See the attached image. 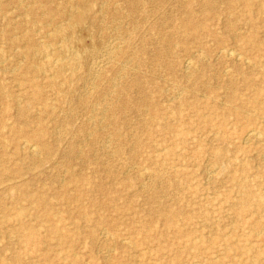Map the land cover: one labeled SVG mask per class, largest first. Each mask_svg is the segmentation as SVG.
Listing matches in <instances>:
<instances>
[{"label":"rangeland","instance_id":"374dc122","mask_svg":"<svg viewBox=\"0 0 264 264\" xmlns=\"http://www.w3.org/2000/svg\"><path fill=\"white\" fill-rule=\"evenodd\" d=\"M210 2L0 0V264H264V0Z\"/></svg>","mask_w":264,"mask_h":264},{"label":"bare ground","instance_id":"6f19581e","mask_svg":"<svg viewBox=\"0 0 264 264\" xmlns=\"http://www.w3.org/2000/svg\"><path fill=\"white\" fill-rule=\"evenodd\" d=\"M106 2V1H105ZM103 3V2H102ZM203 3L205 4V6L207 7V6H209V5H211V2H210V0H203ZM104 5V4H103ZM76 6V5H75ZM71 7V6H70ZM17 16V15H16ZM190 18H191V14H189V16L187 17V20L184 22V24H185V27L186 28H188L189 27V23L191 24V22H190ZM119 19V18H118ZM117 21V20H116ZM60 23V22H59ZM109 24V23H108ZM76 25V24H75ZM115 26V25H114ZM117 27V26H116ZM54 28V27H53ZM114 28V27H113ZM63 29V28H62ZM65 30V29H64ZM96 32V31H95ZM163 36V35H162ZM108 38V37H107ZM114 40V39H113ZM61 41V40H60ZM107 41V40H106ZM107 43V42H106ZM110 44V43H109ZM119 45V44H118ZM119 47V46H118ZM18 48V47H17ZM63 49V48H62ZM224 49H225V47H224ZM0 50H2V49H0ZM15 50V49H14ZM72 50V49H71ZM106 51L104 52V54H103V52H101L103 55L100 57H97V56H95V57H97V59H94V61H93V63L91 64L92 66H90L89 65V67H91V68H89L90 70H91V72H93V73H97V72H99V70H101V67L104 65V64H106V63H108L109 61H110V55H111V50H112V47H107V49H105ZM201 50V49H200ZM223 49H221V51H222ZM225 50H227V49H225ZM231 50H233V49H231ZM114 51V50H113ZM234 51V50H233ZM2 52V51H1ZM68 52V51H67ZM235 52V51H234ZM234 52H232V51H230V50H227V51H225V53L227 54V55H230V56H233L234 55ZM236 53V52H235ZM80 54V53H79ZM78 54V55H79ZM238 54V53H237ZM2 55V54H1ZM4 55V54H3ZM239 55H241V54H239ZM76 56H77V54H76ZM112 56V55H111ZM237 56V55H236ZM46 57V56H45ZM239 57V56H238ZM23 58V57H22ZM236 58V57H235ZM4 59H6V58H4ZM238 59V58H237ZM3 61V60H2ZM55 61V60H54ZM249 61V60H248ZM186 65H187V68L186 69H191L192 68V61L191 60H187V62L185 63ZM195 68V67H194ZM121 69V68H120ZM190 72V71H189ZM189 72H186V75L185 76H187V75H189L190 73ZM94 74V75H95ZM98 74V73H97ZM93 76V75H92ZM94 77V76H93ZM98 77V76H97ZM93 79V78H92ZM86 81V80H85ZM116 81V80H115ZM113 83V82H112ZM118 84V83H117ZM94 86V85H93ZM179 93V92H178ZM182 93V92H181ZM104 95V94H103ZM96 104V103H95ZM103 110V109H102ZM101 113V112H100ZM239 116V115H238ZM91 117V116H90ZM103 117V116H102ZM93 119V118H92ZM102 119V118H101ZM93 125V124H92ZM254 130V129H253ZM252 132V131H251ZM257 131H255V133H256ZM91 133V132H90ZM248 133V132H247ZM254 132H253V134H255ZM260 133H262V132H260ZM92 134V133H91ZM249 134V133H248ZM248 134H246V135H248ZM252 133L250 134V135H253ZM263 135V134H262ZM258 136V135H257ZM259 138V137H258ZM261 140V139H260ZM28 142V141H27ZM26 142V143H27ZM110 142V141H109ZM29 145V144H28ZM36 145V144H35ZM29 148L31 149V150H33L32 151V153L33 154H38V150H37V146H34V145H30L29 146ZM40 151V150H39ZM127 170V169H126ZM204 170V169H203ZM146 173V172H145ZM152 173H153V171H152ZM162 173V172H161ZM142 175V174H141ZM234 225V224H233ZM232 225V226H233ZM109 232V231H108ZM259 234V233H258ZM8 264V263H7ZM193 264V263H192ZM219 264V263H218Z\"/></svg>","mask_w":264,"mask_h":264}]
</instances>
